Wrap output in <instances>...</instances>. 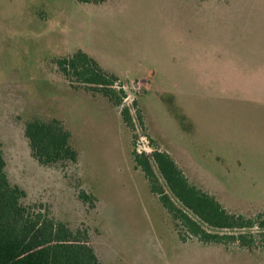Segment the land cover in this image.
I'll return each mask as SVG.
<instances>
[{
	"label": "rangeland",
	"instance_id": "obj_1",
	"mask_svg": "<svg viewBox=\"0 0 264 264\" xmlns=\"http://www.w3.org/2000/svg\"><path fill=\"white\" fill-rule=\"evenodd\" d=\"M202 1L206 0H104L94 4L0 0V145L8 181L25 192L23 205L42 204L55 221L74 231L86 229L100 264L254 263L244 252L226 253L198 241L186 244L194 238L181 243L175 222L150 193L143 174L137 179L132 171L133 149L149 154L150 138L183 173L184 163L192 162V167L201 164L212 183H226L221 184L223 191L215 194L208 186L194 184L184 173L190 184L214 196L229 213L253 217L264 211L260 208L264 205V153L231 152L238 142L255 145V149L264 146L263 137L247 141L248 133L232 130L238 121L229 116L199 114L193 128L183 116L184 107L194 99L202 103L199 101L247 94L240 87L255 82L256 74L261 73L256 68L262 67L256 66L264 61V31L253 26L257 21L241 19L224 21L217 31L199 29L194 18L190 26H184L186 11L197 10ZM222 1L223 5L229 2ZM244 12L264 16V5ZM262 23L256 24L263 27ZM190 33V41L182 46V36ZM227 44L232 47L226 48ZM83 49L122 82L126 98L119 108L107 98L110 103L92 99L83 86L71 85L58 71V58ZM188 49V56L183 57L182 50ZM151 66L167 71L173 67L179 82L166 89L161 85L164 78L146 86L136 83V78L125 81L115 73L143 78ZM97 96L102 97H92ZM125 107L132 115L134 131L122 122L120 112ZM136 108L142 124L136 118ZM53 115L71 131L70 144L80 152L79 165L42 166L32 158L24 124L48 122ZM236 158L245 160L249 174L230 168ZM215 166L221 167L218 181L212 179ZM226 169L240 185L229 182ZM83 184L101 200L97 211L96 202L89 209L78 199ZM252 233L257 236L258 249L264 248L259 230ZM218 246L258 250L237 244Z\"/></svg>",
	"mask_w": 264,
	"mask_h": 264
},
{
	"label": "trees",
	"instance_id": "obj_2",
	"mask_svg": "<svg viewBox=\"0 0 264 264\" xmlns=\"http://www.w3.org/2000/svg\"><path fill=\"white\" fill-rule=\"evenodd\" d=\"M76 1L94 4L104 0ZM55 64L71 85L83 86L92 96L100 94L116 106L126 98L120 79L81 50L58 58ZM135 105L133 102L134 109ZM135 115L142 124L138 109ZM120 116L124 125L134 131L129 109L123 108ZM24 137L32 158L42 166L78 162V152L70 144L71 133L56 118L26 122ZM149 143L152 146L149 154L133 149L135 168L142 172L150 193L175 222L181 243L194 238L202 244H237L254 250L259 242L252 230L257 228L264 245V211L253 217L229 213L214 196L190 184L170 155L158 149L150 138ZM5 167L0 145V264H100L88 231L83 228L74 231L55 221L42 204L23 205L25 192L9 183ZM77 197L89 209L95 207L96 199L84 190Z\"/></svg>",
	"mask_w": 264,
	"mask_h": 264
},
{
	"label": "crops",
	"instance_id": "obj_3",
	"mask_svg": "<svg viewBox=\"0 0 264 264\" xmlns=\"http://www.w3.org/2000/svg\"><path fill=\"white\" fill-rule=\"evenodd\" d=\"M261 5H264V0H229V2L225 3L224 5H223L222 0H220V2L209 1V0L202 1V3H199V7L197 10L191 11V9H190V10L186 11L187 15H188V19L184 20V26L187 24L190 26L191 25L190 20H192V18H194V20L198 24L199 29H202L205 31V29L211 28V29L217 31L218 28L222 27V23L224 21L225 22L230 21L232 23L235 20L241 19V20H246V21H257V22L253 23V26L259 27V29L264 31V24L263 23H262L263 27L256 24L259 22H264V16L263 15H261L260 13L257 14L255 12H252V13L244 12V10H246V11L247 10H254L255 7L260 9ZM202 30H200V31H202ZM175 35H176V33L174 31V36ZM190 36H191V33L188 36L187 35L182 36V41H183L182 46L184 45L185 41H187V42L190 41V39H191ZM213 37L216 39L217 35L214 33ZM219 39L221 40L222 38L219 37ZM226 39H228V37H226ZM225 47L228 48V47H232V46H231V44H227V45H225ZM248 47L250 48V46H248ZM189 49H190V46H189ZM189 49L187 51L182 50L183 57L188 56V54L190 52ZM232 50H234V49H232ZM232 50H229V51H232ZM83 51L86 52L89 56H92L101 65L105 66L104 63L101 62L95 55L90 53V51H87L85 49H83ZM260 57H263V56L260 55ZM160 65H162V64H160ZM256 67H262L259 69L256 68V72L257 71L261 72V73L256 74V76H255L256 81L253 83L245 84L244 86L240 87V89L246 90L247 94L246 93H237V94H235L236 96L217 98V99L211 100L210 102L199 101L202 103H197L195 101V99L192 102L190 101L188 103V107H184V110H183L184 115L183 116L189 122V124L192 125V128L194 126V118L197 119L199 114L205 113L207 116H209L210 113L213 112L215 118L216 117L222 118L221 116H224V117L229 116V118H231V120L236 119V121H238V123L233 124L231 128L234 132H237V130H239L242 133H248L246 135H248L250 138L247 141H251V140L255 141L252 137H257L258 135L260 137H263V139H264V61H263V64L258 65ZM252 72H254V71H252ZM115 73L117 75H119V77H121L125 81H131L132 79L136 78V81H137L136 83L141 84V85L145 84L146 86H148L151 83H156V81L158 82V80H159V82H161L162 78H164V81H163V83H161V85L164 86V88H166V89H173L174 86H176L175 83L177 81L179 82V79H180V77L178 75H176V72H175L173 67H171L170 71H167V69H163L161 67L151 66V69H149L146 73L147 76H145V77L143 76V78H142V76L136 77L135 75H130V74L124 73V72L122 73V72L115 71ZM148 80H150V81H148ZM238 94L240 96H237ZM91 98L94 100L109 102L107 99L102 98L100 96H97V97L91 96ZM198 105H203V106H198ZM114 107H115V109L119 108L117 106H114ZM198 107H208L211 109L201 110ZM116 112H118V111L116 110ZM55 117L56 116H54V118ZM56 119H58V118L56 117ZM58 120H60V119H58ZM60 121H62L64 126L67 128V125L65 124V122L63 120H60ZM244 128H249V129L245 130ZM70 133H71V131H70ZM254 151L264 153V146L260 145L257 147V149H255V145H250L247 143H246V145H244V144H241L238 142L236 145H233L232 149H231L232 153H238V154H240V153L241 154H251ZM78 155L79 156H78V162L77 163L79 165L80 164V152H78ZM217 160L218 159L216 158V161ZM233 161H234L233 164L230 165V168L233 171L236 170V171H239L240 173H245L244 171H246L247 174H249V169H247L244 159L236 158ZM192 165H194V164L192 162H190L189 164L184 163V166H183V171L186 174V176L189 177L190 181L192 180L194 182V184L201 186L203 188L205 186L210 187L209 189H211V190H209V191L214 192L215 194L217 192L223 191L220 189L221 184L226 185V183H221V182L220 183L216 182V184L214 182L212 183L209 180L210 179V176H209L210 173L209 172L207 173V171H206V174H207V176H209V179H207V177L204 176V171L201 168L202 167L201 164H199L200 167L197 165H195L196 167H192ZM260 166H262V165H260ZM219 168H221V167L215 166L216 171L212 175L213 180H217V181L219 180V178H218L219 176L217 173ZM132 171H133V174L135 175L134 177H136L137 179H139L140 176L142 177L141 171L136 170L134 168V163H133V170ZM229 173L230 172H228V170L226 169L224 174L230 177L229 182L232 183L233 186L240 185L239 181H237V178L235 176H233L232 174H229ZM253 176H254V173L250 172L249 177L252 178ZM232 177L235 180H231ZM255 183H256V181H255ZM82 189L87 194L92 195L91 191L84 184L82 185ZM205 189L208 190V188H205ZM94 198L96 199L95 210L97 211L101 206V200L98 199L97 197H94ZM153 198H154V196H153ZM262 206L263 207H260V208H264V205H262ZM257 209H259V208H257ZM194 241H197V240L192 239L191 241H189L186 244L193 243ZM203 245L216 246V247L224 250L226 253L244 252L245 254L251 256V258L253 259V262H254L253 264H264V248L249 252V251L241 250V249L234 248V247L226 249V248H222L221 246H218L215 244H203ZM92 248H93V246H92ZM93 250L95 252V249H93ZM95 254H96V252H95ZM96 256H97V254H96ZM97 258H98V256H97Z\"/></svg>",
	"mask_w": 264,
	"mask_h": 264
}]
</instances>
